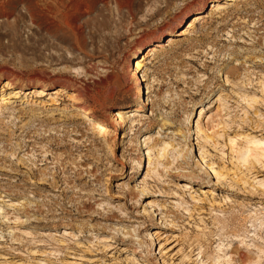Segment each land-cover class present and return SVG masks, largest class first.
I'll return each instance as SVG.
<instances>
[{
	"label": "rangeland",
	"instance_id": "374dc122",
	"mask_svg": "<svg viewBox=\"0 0 264 264\" xmlns=\"http://www.w3.org/2000/svg\"><path fill=\"white\" fill-rule=\"evenodd\" d=\"M24 3L0 16V264H264V157L240 156L264 138V0H95L78 35Z\"/></svg>",
	"mask_w": 264,
	"mask_h": 264
},
{
	"label": "bare ground",
	"instance_id": "6f19581e",
	"mask_svg": "<svg viewBox=\"0 0 264 264\" xmlns=\"http://www.w3.org/2000/svg\"><path fill=\"white\" fill-rule=\"evenodd\" d=\"M19 2H26V0H18ZM32 1V0H30ZM95 0H50L51 3H46L44 8H37L38 3L33 4V1L31 3H24L27 4L28 8V14L30 16V20L32 23L38 25L39 27H44L45 30L48 33H53L62 30L63 28H67L68 30L74 32L76 35L80 33V30H82V26L79 24V18L76 15V12L85 13L88 11H91V8L93 7L92 4ZM117 7L120 8H127L128 11L132 14V0H114ZM231 3H238L242 0H227ZM15 0H0V16L3 15L5 18H9L13 15V11L10 10L11 6H13V3ZM35 2V1H34ZM108 4L109 0H104ZM134 2V0H133ZM220 0H214V3H212L213 9L211 10H219L220 9ZM35 7H33V6ZM40 6V5H39ZM38 6V7H39ZM94 8V7H93ZM194 22L190 23L188 26V29L193 28L195 24L200 23L204 18L198 14L194 17ZM16 26V25H15ZM180 35H185L186 30L181 31ZM188 34V33H187ZM160 39V38H159ZM158 40V39H157ZM169 42L171 45H175L176 40L173 38H169ZM144 45L138 46L137 53L141 51V48H143ZM157 46H159L157 44ZM142 62V61H141ZM131 61L129 68L131 69ZM142 65L139 64V61L136 62V72ZM14 83V78L9 77L6 79L5 86H11ZM61 91V90H60ZM16 97L12 92L0 96V114L2 115L4 112V107L8 105L9 101L8 99ZM54 104V103H53ZM57 104V103H56ZM144 104H147L145 102ZM141 110V108H137L136 110H131L130 112L127 111V109H118L117 120L116 124L122 126V122L125 120L124 117L128 116L129 122L131 121L133 123V127L135 126L134 123L136 122V119L140 114L138 113ZM204 108L201 110L200 114H202ZM130 114V115H127ZM81 116V119H86V124L92 128V130H95L100 137H105L106 135L110 134V128L113 127V123L109 121V119H106L105 121H102L99 118L96 117H89L87 115V112L83 113ZM132 117V118H131ZM138 121V120H137ZM138 123V122H137ZM116 125V126H117ZM198 130H200L201 127H196ZM91 130V129H90ZM197 130V131H198ZM92 133V132H90ZM94 133V131H93ZM94 135V134H93ZM98 137V136H97ZM106 139V138H104ZM85 140V139H84ZM97 140V139H96ZM85 141H89L86 139ZM101 141V140H100ZM98 141V142H100ZM96 143V142H95ZM89 144V143H87ZM93 144V143H92ZM91 144V145H92ZM90 146V145H88ZM94 146V144L92 145ZM81 146H78L80 148ZM169 146L167 144H164L163 148L158 149V156L163 157L166 154L167 149ZM231 148H236V142H231ZM152 148H149L148 151L151 152ZM244 150V151H242ZM238 151V150H237ZM163 152V154H161ZM149 155V154H148ZM240 156L244 163L248 162V159L250 157H254L255 160L260 157H264V138L261 139H251L247 140L245 143V146L243 148H240ZM151 163V159L149 158V164ZM217 178H221V175L215 172ZM231 258V256H230ZM202 261V260H201ZM217 262V261H216ZM229 264H235L233 259L227 261ZM204 264V262H203Z\"/></svg>",
	"mask_w": 264,
	"mask_h": 264
}]
</instances>
